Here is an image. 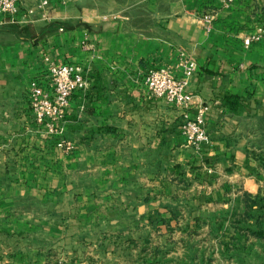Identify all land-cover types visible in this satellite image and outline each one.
I'll list each match as a JSON object with an SVG mask.
<instances>
[{
	"label": "crops",
	"instance_id": "1",
	"mask_svg": "<svg viewBox=\"0 0 264 264\" xmlns=\"http://www.w3.org/2000/svg\"><path fill=\"white\" fill-rule=\"evenodd\" d=\"M21 1L29 19L0 17V264H264V0ZM46 57L87 81L58 134L30 103ZM187 58L190 107L151 96L147 69Z\"/></svg>",
	"mask_w": 264,
	"mask_h": 264
},
{
	"label": "built area",
	"instance_id": "2",
	"mask_svg": "<svg viewBox=\"0 0 264 264\" xmlns=\"http://www.w3.org/2000/svg\"><path fill=\"white\" fill-rule=\"evenodd\" d=\"M228 2L233 0H227ZM51 0H37V8L42 9L46 16V9ZM35 11L34 7L22 9L21 0H0V17H7L8 20L24 21ZM206 19L211 21V16ZM264 39V25L258 31L246 37L245 43L251 44L254 41ZM49 62V71L46 81L33 79L30 84V103L32 110L39 123L43 124L48 133H61L62 129L56 123L63 120L67 114L72 94L83 88L87 81L84 67L77 63L57 64L46 57ZM182 76H178L170 66H151L143 75V83L151 96L164 98L170 103L184 109L192 104V94L188 92V85L194 75L197 64L187 58L180 62ZM205 109L200 108L194 116L186 114L180 125L182 134L186 137L188 144L201 148L205 143L210 142L211 137L207 127ZM59 146L66 149L74 147L73 143L61 139Z\"/></svg>",
	"mask_w": 264,
	"mask_h": 264
},
{
	"label": "trees",
	"instance_id": "3",
	"mask_svg": "<svg viewBox=\"0 0 264 264\" xmlns=\"http://www.w3.org/2000/svg\"><path fill=\"white\" fill-rule=\"evenodd\" d=\"M252 201V206L253 205H256V207L254 208V210H257L258 208H264V196H256L252 199H250ZM251 206V207H252ZM257 208V209H256ZM261 216V215H260ZM258 217V216H257ZM257 219V218H256ZM262 219V218H261ZM264 220H257L256 224H257V227L259 228L258 231H256V233L259 235V236H264Z\"/></svg>",
	"mask_w": 264,
	"mask_h": 264
},
{
	"label": "rangeland",
	"instance_id": "4",
	"mask_svg": "<svg viewBox=\"0 0 264 264\" xmlns=\"http://www.w3.org/2000/svg\"><path fill=\"white\" fill-rule=\"evenodd\" d=\"M52 134H58V133H52ZM180 254H183V252H177V251H176V257L178 258V259H177V258H176V259H177V262H178V263H181V261H180L179 259L182 258L183 255H184V254H183V255H180ZM197 254H198V252H197ZM181 264H182V263H181Z\"/></svg>",
	"mask_w": 264,
	"mask_h": 264
}]
</instances>
